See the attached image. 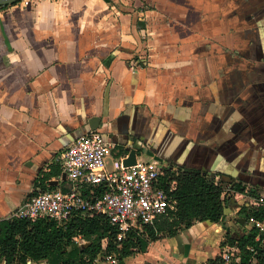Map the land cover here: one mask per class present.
I'll use <instances>...</instances> for the list:
<instances>
[{"label":"crops","instance_id":"crops-1","mask_svg":"<svg viewBox=\"0 0 264 264\" xmlns=\"http://www.w3.org/2000/svg\"><path fill=\"white\" fill-rule=\"evenodd\" d=\"M91 126L113 145L108 170L134 149L136 161L225 183L219 221L118 264H209L226 236L250 230L240 207L264 196V0L0 5V219Z\"/></svg>","mask_w":264,"mask_h":264},{"label":"trees","instance_id":"trees-1","mask_svg":"<svg viewBox=\"0 0 264 264\" xmlns=\"http://www.w3.org/2000/svg\"><path fill=\"white\" fill-rule=\"evenodd\" d=\"M60 168L49 175H43L38 184L45 186L50 175L60 174ZM158 185L174 200V209L159 216L153 224L142 225V231L132 227L121 232L100 213L84 216L74 214L64 223L50 217L34 220L9 216L0 219V262L5 264H27L29 261H45L47 264H97V258L107 254L121 259L142 250L147 241L161 236L174 235L182 228H188L197 221L217 222L223 217L226 202L225 183L215 181L201 172L165 168L158 179ZM239 188V185H236ZM104 187L98 185L95 194ZM263 205L258 209L243 205L238 213L245 217H260ZM256 230H250L238 239L226 236L225 241L238 245L243 250L241 263L251 256L245 246L251 244L257 250L255 264H264V247L255 241ZM80 237L85 244H79ZM104 243V245H103ZM215 259H209L213 264Z\"/></svg>","mask_w":264,"mask_h":264},{"label":"built area","instance_id":"built-area-1","mask_svg":"<svg viewBox=\"0 0 264 264\" xmlns=\"http://www.w3.org/2000/svg\"><path fill=\"white\" fill-rule=\"evenodd\" d=\"M112 147L97 130L77 136L57 157L60 174L45 181L44 187L35 186L9 216L30 220L50 217L64 223L77 212L84 216L100 213L111 225L125 232L132 227L142 231V225L153 224L159 216L173 210L175 202L158 185V179L165 168L176 170L167 164L144 161L123 166L121 159L108 170L105 160ZM98 185L104 190L97 195ZM256 200L258 207L263 205V212L260 217H249V222L256 230L255 241L264 247V196ZM77 242L85 244L80 237ZM245 249L252 254L244 264H255L257 250L251 244ZM102 256L108 263L118 264L114 255ZM242 257L243 250L238 245L225 243L216 264H242Z\"/></svg>","mask_w":264,"mask_h":264},{"label":"water","instance_id":"water-1","mask_svg":"<svg viewBox=\"0 0 264 264\" xmlns=\"http://www.w3.org/2000/svg\"><path fill=\"white\" fill-rule=\"evenodd\" d=\"M16 1H20V0H0V5L9 4V3L16 2ZM90 128L92 130L94 129L93 126H91ZM135 162H136L135 150L131 149L128 155L122 159V164L123 166H129V165L134 164ZM53 184H55V182H53Z\"/></svg>","mask_w":264,"mask_h":264},{"label":"rangeland","instance_id":"rangeland-1","mask_svg":"<svg viewBox=\"0 0 264 264\" xmlns=\"http://www.w3.org/2000/svg\"><path fill=\"white\" fill-rule=\"evenodd\" d=\"M105 258H106L105 256H100V257H98L96 263H97V264H102L103 262H107ZM107 263H108V262H107ZM27 264H28V263H27ZM31 264H38V262H36V263H31ZM108 264H110V263H108Z\"/></svg>","mask_w":264,"mask_h":264}]
</instances>
